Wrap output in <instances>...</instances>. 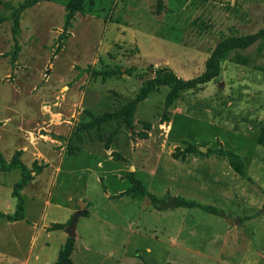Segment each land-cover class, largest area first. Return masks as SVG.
Masks as SVG:
<instances>
[{
    "label": "rangeland",
    "instance_id": "rangeland-1",
    "mask_svg": "<svg viewBox=\"0 0 264 264\" xmlns=\"http://www.w3.org/2000/svg\"><path fill=\"white\" fill-rule=\"evenodd\" d=\"M28 1L0 0V264H54L79 200L73 264H264V36L214 54L264 0Z\"/></svg>",
    "mask_w": 264,
    "mask_h": 264
},
{
    "label": "trees",
    "instance_id": "trees-1",
    "mask_svg": "<svg viewBox=\"0 0 264 264\" xmlns=\"http://www.w3.org/2000/svg\"><path fill=\"white\" fill-rule=\"evenodd\" d=\"M37 0H29L26 4H30L31 2H35ZM27 6V5H24ZM264 36V31H259L257 33L254 34H247L244 36H233L227 39L222 40L216 47L214 54L219 55L221 52L225 51V50H229V49H233V48H243L246 47L248 45H250L251 43H253L257 38ZM211 78L210 73L205 72L203 75H201L200 77L193 79V80H189V81H178L177 79V84H183L186 87H193L195 86V84H199V83H203L206 82L207 80H209ZM162 83H168L171 84V80L170 79H154L150 82H148L145 86H143L138 94L139 98L144 97V95L151 90V88H153L156 84H162ZM177 86L174 85L173 87V91H176ZM133 105L134 102H130L127 105H125L122 109V111H124L125 115H123V118L126 120V125L128 127H132V123H131V116L133 114ZM110 116L118 118L119 115L118 113H112L110 114ZM218 152L222 155H226V157L228 158L231 166L233 167V169L238 172L239 174H241L242 176H245V167H244V161L242 159V157L240 155H238L237 153L230 151V150H223V149H217V150H212L210 149L209 152ZM5 161L0 157V167L5 169H10L14 164L12 165H6L4 163ZM134 182V187L136 190V193L139 194H147L146 188L144 186H142L137 180L132 179ZM22 184H24L23 181H20L16 184V191L14 193H16V195L18 196V190L22 187ZM154 204H156V200L153 199ZM177 204L178 205H183V206H190V207H200L205 211L208 212H212L215 214H220L221 210L218 209H214V208H210L207 206H203L199 203H196L195 201H189V200H185L183 198H177ZM16 218H18L19 216H14ZM9 218H13V216H9ZM74 237H68L66 240V243L64 244V246L61 248L58 257L55 261L54 264H73V261L71 259V253L73 250V245H74Z\"/></svg>",
    "mask_w": 264,
    "mask_h": 264
},
{
    "label": "water",
    "instance_id": "water-1",
    "mask_svg": "<svg viewBox=\"0 0 264 264\" xmlns=\"http://www.w3.org/2000/svg\"><path fill=\"white\" fill-rule=\"evenodd\" d=\"M175 204H176V197L171 196L168 198V200L166 202L162 203L160 206L162 208H167L170 206H174ZM78 205H79V209L73 213V215L71 216V218L68 222V225L65 229V231L69 237H75L76 236V226L78 223L79 216L81 214H83L85 211L83 208L85 205L84 201L79 200ZM234 222L239 223V219H235Z\"/></svg>",
    "mask_w": 264,
    "mask_h": 264
},
{
    "label": "crops",
    "instance_id": "crops-1",
    "mask_svg": "<svg viewBox=\"0 0 264 264\" xmlns=\"http://www.w3.org/2000/svg\"><path fill=\"white\" fill-rule=\"evenodd\" d=\"M170 207H173V206H170ZM161 208H162V207H161ZM167 208H169V207H167ZM163 209H164V208H163ZM83 214H84V213H83ZM83 214H81V215H83ZM81 215H80V216H81ZM80 216H79V217H80ZM78 220H79V219H78ZM76 227H77V226H76ZM221 255H222V254H221ZM255 255L258 257V255H259L258 250L255 251ZM120 259H121V258H120ZM121 261H122V259H121ZM220 264H223L222 261H220Z\"/></svg>",
    "mask_w": 264,
    "mask_h": 264
}]
</instances>
